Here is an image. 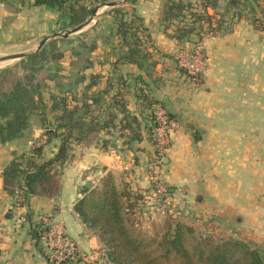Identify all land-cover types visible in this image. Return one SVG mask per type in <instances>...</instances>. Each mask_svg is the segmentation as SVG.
Instances as JSON below:
<instances>
[{
  "label": "crops",
  "instance_id": "crops-1",
  "mask_svg": "<svg viewBox=\"0 0 264 264\" xmlns=\"http://www.w3.org/2000/svg\"><path fill=\"white\" fill-rule=\"evenodd\" d=\"M163 5L164 0H136L132 7L148 27L143 38L152 57L143 67L118 62L123 53L113 11L101 16L98 12L88 24L98 36L97 48L92 53L93 64L81 73L85 80L76 84L73 93L78 97L101 95V104L90 108L92 115L103 119L115 114L117 127L105 128L91 142H72V156L59 174L58 195L34 194L27 205L18 206L17 198L5 189L6 166L30 153L37 138L46 140L45 126L36 120L39 114L19 137L7 142L0 139V264H50L31 234L42 214L62 225L87 255L77 264H114L103 239L83 221L76 205L86 187L98 186L108 175L119 189L151 188V170L157 167L146 130L152 109L145 97L153 95L180 123L164 162L168 168L165 180L174 190L170 203L184 210L176 211L179 218L186 214L191 219L186 223L224 240L264 245V30L242 18L227 32L206 37L207 68L196 81L174 59L182 45L170 37L171 28L160 24ZM34 7L53 18V22L35 23L45 35L66 21L56 9ZM0 8V15L8 14ZM116 94L126 109L114 102ZM129 112L141 123L140 139L121 129ZM61 142L56 137L45 145L43 159L54 157ZM163 171L159 168L162 176ZM151 203L143 209L141 221L156 211Z\"/></svg>",
  "mask_w": 264,
  "mask_h": 264
},
{
  "label": "trees",
  "instance_id": "trees-1",
  "mask_svg": "<svg viewBox=\"0 0 264 264\" xmlns=\"http://www.w3.org/2000/svg\"><path fill=\"white\" fill-rule=\"evenodd\" d=\"M87 1L33 0L35 5L58 10L59 18L66 20L71 27L84 23L90 17L95 7ZM100 1L104 3L108 0ZM221 1L164 0L160 24L166 29L171 28L170 37L181 45L186 42H202L206 37L227 32L236 20L242 18H247L257 28L264 29L260 23L263 22V17L259 18L260 12L264 13L263 9L257 11L261 0H252L253 6L247 14L239 7L244 0H227L225 8L221 6ZM231 5L234 9H228ZM112 11L123 53V59L119 58L118 62L124 60L143 67L152 57L150 48L144 45L143 35L148 31L147 25L142 17L136 13L130 15L121 7H114ZM56 41L54 39L40 51L29 54L13 66L0 68L2 142L19 137L30 127L31 119L36 114L43 116L42 124L45 126L46 140L42 142L41 137L37 138L30 153H25L21 161L14 160L4 169L5 189L17 198L18 206L27 205L30 196L34 194L54 197L60 193L59 174L72 156L73 141L91 142L105 128L117 127L115 114L111 113L108 118L103 119L92 115L90 108L94 104H101V95L85 96L81 104L72 91H64L58 95L51 92L48 97L45 95L47 82L55 80L57 76V73L50 75L47 72L46 63L51 60L58 63L65 57L63 51L49 49ZM96 48V40L89 43L81 39L79 47L74 50L71 68L75 84L85 80L81 73L93 64L92 53ZM180 70L187 75L183 68ZM200 79L201 77L197 78ZM117 95L114 96V102L121 103L126 109ZM145 100L151 109L156 103L163 105L154 95L146 96ZM90 115L91 121L88 120ZM51 116L53 119H50ZM140 127L139 119L130 112L125 115L121 124L122 131L133 132L135 139L141 137ZM154 127L155 118L150 113L146 130L151 142H155ZM56 137H60L62 141L58 152L52 158L43 159L45 145ZM151 171L152 185L146 191L128 187L119 189L113 176L108 175L98 186L86 187L83 198L76 205L83 221L103 239L114 264H264V252L253 248L250 243L235 239L219 241L213 235L199 234L196 227L183 221L171 209L172 203L166 206L168 217L161 229L154 233L146 230L140 215L148 202H152L154 208V204L160 206L166 203V195L159 192L160 174L157 170ZM168 190L172 193L173 188L168 185ZM27 220L31 221V217L27 216ZM48 229L45 224L37 222L31 228V234L49 263L55 264V259L46 254L40 245ZM60 264L73 263L66 260Z\"/></svg>",
  "mask_w": 264,
  "mask_h": 264
},
{
  "label": "rangeland",
  "instance_id": "rangeland-1",
  "mask_svg": "<svg viewBox=\"0 0 264 264\" xmlns=\"http://www.w3.org/2000/svg\"><path fill=\"white\" fill-rule=\"evenodd\" d=\"M110 1H118L121 4L115 6V7H121L124 11H126L128 14H133L136 13L134 11L133 4L136 0H127L126 2H122L123 0H108L106 2ZM104 2V3H106ZM253 1L252 0H244L242 1V4L240 9H243L244 13H248L250 11V8L253 6ZM261 6L257 7V11L260 12L261 9H263L264 12V0H261ZM87 3L91 6H98L101 4H104L100 0H88ZM221 6L223 8L226 7L227 0H222L221 1ZM225 3V5L223 4ZM0 5L2 8H4V11H7L8 14L5 16L0 15V58L5 56V55H10L14 53H34L39 45V43L42 41L43 38L46 36L52 35L54 32H65L66 30L72 29L73 27L68 26L67 22L63 21V23H58V28L55 30L49 31L50 33L45 35L43 30L38 28L35 23L40 22L43 24V22H49L48 20H51L53 22V18H46L44 16V13L46 12L36 9L34 6H37L34 4L33 0H0ZM234 6H228V9ZM25 8V10H23ZM1 9V8H0ZM42 9V8H41ZM114 7L111 6H105L99 10L101 12V15H105L107 13H110ZM6 12V13H7ZM10 13V14H9ZM16 13V14H15ZM137 14V13H136ZM263 14V15H262ZM138 15V14H137ZM41 17V18H40ZM43 17V18H42ZM263 17V22L262 25L264 26V13L260 12L259 18L262 19ZM58 19V18H57ZM32 21V22H31ZM262 21V20H261ZM90 26L86 25L85 28L79 32L73 33L70 35L69 38H63V37H56L54 39H57L56 42H53L49 49L54 48L56 50L55 52H60L63 51L65 53V57L57 62L54 61H49L46 63V69L47 72L50 75H56L55 80H49L47 82L46 88V96L48 97L51 92H54L55 94H60L63 93L64 91H72L76 88L75 84V78L72 77L73 69L71 68V63L74 61V50H76L77 47H79L80 40L85 39L86 41L93 42L98 38L97 35L92 33ZM258 30L263 31L264 29L258 28ZM54 39H50L46 44L50 43ZM66 39V40H65ZM188 44L184 43L182 46L179 48H183ZM178 54L175 55V61H177V65L179 68L181 66L179 65V59H178ZM21 59H15V60H4L0 62V68H6L15 65L18 61ZM71 75V76H70ZM85 84H82L83 88ZM79 87V86H78ZM85 93V90H83ZM50 91V92H49ZM75 98L81 101L85 98V96H89V93H86L85 95L81 96H76L73 95ZM152 117H154L153 113V107H152ZM40 116L36 118V120L43 119V116L39 114ZM149 118V117H148ZM50 119H53V116L50 117ZM151 142V141H150ZM152 146L154 147V154L152 157L153 161L156 162L157 166H159L160 169H164L163 171V176L160 177V180L167 185L169 184L165 180V175L167 176L168 168L167 164L164 163V159L169 156L170 153V148L172 144H170L169 148L167 150L162 151L161 153L157 152L156 147H155V142H151ZM172 187V186H170ZM180 192L185 193L183 190L184 187H179ZM154 201V199H152ZM170 203L166 202L161 204L160 206L154 204L155 210L152 212L149 218H143V227L148 230L150 233H154L157 229H161V227L164 224V221L166 217V210L167 207ZM167 206V207H166ZM146 208V207H145ZM173 211H182L179 207H173L171 208ZM184 211V210H183ZM182 211V212H183ZM148 213V211H146ZM182 220L190 222L191 219H189L188 215L181 213ZM179 216V215H178ZM145 222V224H144ZM196 230L199 234L201 233H206L209 235H216L218 236L217 233H213L212 231H207L206 229H201L200 227H196ZM215 237V236H214ZM216 238L219 241L224 240V238ZM251 246L255 249H258L260 252H264V245L263 246H256L251 244Z\"/></svg>",
  "mask_w": 264,
  "mask_h": 264
},
{
  "label": "built area",
  "instance_id": "built-area-1",
  "mask_svg": "<svg viewBox=\"0 0 264 264\" xmlns=\"http://www.w3.org/2000/svg\"><path fill=\"white\" fill-rule=\"evenodd\" d=\"M178 56L179 65L193 80L197 81V78H200L205 73L207 68V57L203 41L197 43L189 42L186 46L179 49ZM153 113L155 118L153 134L155 147L157 152L161 153L167 150L170 144H172V135L180 128V123L177 119L171 117L167 109L161 103L153 105ZM155 167H157V171L159 172V166L156 164ZM158 186L159 192L166 195L165 202L170 203L169 199H171V192L168 190V185L159 180ZM39 222L49 227L47 232L43 235L40 245L43 246L46 254H49L55 259V264H60L66 260H70L71 263L77 264L81 259L87 256L80 250L78 243L66 233L64 227L53 222L51 215H40Z\"/></svg>",
  "mask_w": 264,
  "mask_h": 264
},
{
  "label": "water",
  "instance_id": "water-1",
  "mask_svg": "<svg viewBox=\"0 0 264 264\" xmlns=\"http://www.w3.org/2000/svg\"><path fill=\"white\" fill-rule=\"evenodd\" d=\"M127 0H123L122 2H126ZM121 4L118 1H110V2H106L104 4L98 5L96 6L90 17L82 24L73 27L72 29L66 30L65 32H54L52 35L46 36L45 38L42 39V41L39 43L36 51H40L45 45L46 43L50 40V39H54L56 37H63V38H69L70 35H72L73 33L79 32L81 30H83L85 28L86 25H88L96 16V14L99 12V10L105 6H111V7H115L117 5ZM31 53H14V54H10V55H5L3 57L0 58V62L4 61V60H15V59H22L25 58L26 56H28ZM115 143H113V147H115L116 145H114ZM165 163L167 162V159H165L164 161Z\"/></svg>",
  "mask_w": 264,
  "mask_h": 264
}]
</instances>
